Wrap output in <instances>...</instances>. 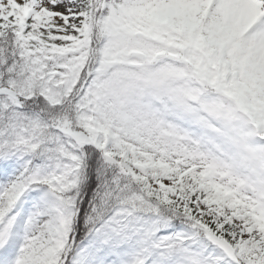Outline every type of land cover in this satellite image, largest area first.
Instances as JSON below:
<instances>
[{
    "label": "snow or ice",
    "instance_id": "snow-or-ice-1",
    "mask_svg": "<svg viewBox=\"0 0 264 264\" xmlns=\"http://www.w3.org/2000/svg\"><path fill=\"white\" fill-rule=\"evenodd\" d=\"M0 264H264V0H0Z\"/></svg>",
    "mask_w": 264,
    "mask_h": 264
}]
</instances>
